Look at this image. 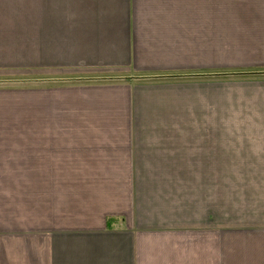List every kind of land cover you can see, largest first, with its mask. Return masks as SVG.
<instances>
[{
    "label": "crops",
    "instance_id": "obj_1",
    "mask_svg": "<svg viewBox=\"0 0 264 264\" xmlns=\"http://www.w3.org/2000/svg\"><path fill=\"white\" fill-rule=\"evenodd\" d=\"M228 2L0 0V264H264V0Z\"/></svg>",
    "mask_w": 264,
    "mask_h": 264
},
{
    "label": "rangeland",
    "instance_id": "obj_2",
    "mask_svg": "<svg viewBox=\"0 0 264 264\" xmlns=\"http://www.w3.org/2000/svg\"><path fill=\"white\" fill-rule=\"evenodd\" d=\"M239 1H241V3H238ZM254 1L255 0H229L227 5L231 6V8H240V6H241V8H260L259 4L255 5ZM132 77H134V76H132ZM22 82L24 83V79ZM57 175H58V178H59V176H64V178H66L67 176H70L72 174L65 173V174H57ZM64 178L62 177V179H64ZM66 181L63 183H66ZM57 185L59 186V184H57ZM62 197H63V194L58 195V198L56 199V211H57L56 216L57 215L61 216V214L64 213L65 220L56 221V226H60V225H63L65 223L66 226L68 227V229H79L78 227L82 223V221H80L78 218L79 201L75 198H70V200L68 201V205L65 206V203L67 201L64 202L63 205H61V202L63 201ZM85 223L87 224L88 221H85ZM154 239L155 238H152V242ZM158 239L160 240V242L162 244L165 243L164 237H161Z\"/></svg>",
    "mask_w": 264,
    "mask_h": 264
},
{
    "label": "trees",
    "instance_id": "obj_3",
    "mask_svg": "<svg viewBox=\"0 0 264 264\" xmlns=\"http://www.w3.org/2000/svg\"><path fill=\"white\" fill-rule=\"evenodd\" d=\"M118 79H121V78H116V79H110V80H118ZM102 81H104V80H102ZM105 81H107V80H105Z\"/></svg>",
    "mask_w": 264,
    "mask_h": 264
}]
</instances>
